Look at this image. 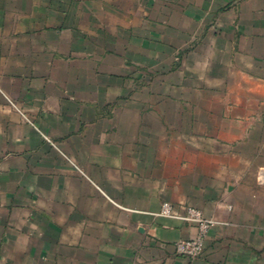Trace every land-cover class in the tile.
<instances>
[{
    "label": "crops",
    "instance_id": "1",
    "mask_svg": "<svg viewBox=\"0 0 264 264\" xmlns=\"http://www.w3.org/2000/svg\"><path fill=\"white\" fill-rule=\"evenodd\" d=\"M240 59L264 82V0H0V264H264V166L208 186L126 115L160 63ZM165 202L216 222L198 258Z\"/></svg>",
    "mask_w": 264,
    "mask_h": 264
},
{
    "label": "rangeland",
    "instance_id": "2",
    "mask_svg": "<svg viewBox=\"0 0 264 264\" xmlns=\"http://www.w3.org/2000/svg\"><path fill=\"white\" fill-rule=\"evenodd\" d=\"M215 67L204 63H176L173 71H169L166 64L160 63L157 75H152L156 80H150L148 75L144 77L137 85L136 95L127 97L126 102L127 121H136L139 115L137 120L140 118L143 122L141 136L151 138L146 126L156 125L160 151L185 158L181 162L183 169L214 176L208 177V186L222 169L223 177L218 178L226 183L245 170L264 166V82L254 79L248 70L254 69L255 76L262 72L241 59L233 66L236 71L230 66L226 71L217 68L216 72ZM217 76L223 78L217 79ZM134 84L131 82V88ZM134 107L142 112L135 113ZM182 107L186 113H182ZM122 115V112L111 113L112 119L122 120ZM233 140L236 143L226 144ZM231 149L240 158L225 156ZM218 154H223V159L216 158ZM171 164L173 169L179 167V162L171 161ZM188 208L198 209L189 205L184 211Z\"/></svg>",
    "mask_w": 264,
    "mask_h": 264
},
{
    "label": "built area",
    "instance_id": "3",
    "mask_svg": "<svg viewBox=\"0 0 264 264\" xmlns=\"http://www.w3.org/2000/svg\"><path fill=\"white\" fill-rule=\"evenodd\" d=\"M159 216L180 219L196 225L198 227L197 236L179 241L176 244V251L180 256L188 259H196L202 255L207 234L210 228L216 223L214 220L207 218L202 211L195 208H188L184 215H180L175 212L170 204H164Z\"/></svg>",
    "mask_w": 264,
    "mask_h": 264
}]
</instances>
